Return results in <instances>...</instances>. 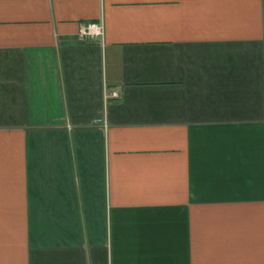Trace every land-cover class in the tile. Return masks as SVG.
<instances>
[{
    "label": "crops",
    "instance_id": "crops-1",
    "mask_svg": "<svg viewBox=\"0 0 264 264\" xmlns=\"http://www.w3.org/2000/svg\"><path fill=\"white\" fill-rule=\"evenodd\" d=\"M0 264H264V0H0Z\"/></svg>",
    "mask_w": 264,
    "mask_h": 264
},
{
    "label": "built area",
    "instance_id": "built-area-1",
    "mask_svg": "<svg viewBox=\"0 0 264 264\" xmlns=\"http://www.w3.org/2000/svg\"><path fill=\"white\" fill-rule=\"evenodd\" d=\"M104 34H105V28L102 23H91V22L81 24L78 33L80 39L99 38V37H103ZM108 97L118 98L119 94L118 92L114 91L109 95L107 94V98Z\"/></svg>",
    "mask_w": 264,
    "mask_h": 264
},
{
    "label": "rangeland",
    "instance_id": "rangeland-1",
    "mask_svg": "<svg viewBox=\"0 0 264 264\" xmlns=\"http://www.w3.org/2000/svg\"><path fill=\"white\" fill-rule=\"evenodd\" d=\"M79 36V35H78ZM108 94V93H107ZM106 98H107V95H106Z\"/></svg>",
    "mask_w": 264,
    "mask_h": 264
}]
</instances>
